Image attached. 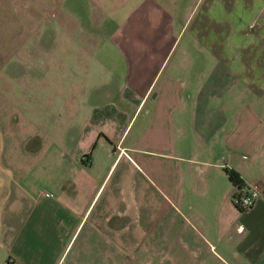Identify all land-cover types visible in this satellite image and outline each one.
<instances>
[{"label":"crops","instance_id":"crops-1","mask_svg":"<svg viewBox=\"0 0 264 264\" xmlns=\"http://www.w3.org/2000/svg\"><path fill=\"white\" fill-rule=\"evenodd\" d=\"M61 1L0 43V264H154L220 200L221 262L264 264V0Z\"/></svg>","mask_w":264,"mask_h":264},{"label":"rangeland","instance_id":"rangeland-1","mask_svg":"<svg viewBox=\"0 0 264 264\" xmlns=\"http://www.w3.org/2000/svg\"><path fill=\"white\" fill-rule=\"evenodd\" d=\"M56 1L57 0H0V43H13L19 45L21 38L25 37L26 29L29 28L31 31L34 27L33 22L37 20V16L41 17V12H45L46 17L51 16ZM66 1L68 0L61 1L60 7L63 6ZM72 3L76 4L77 11L79 10L83 13L86 10V13L89 15V3H87V5L85 3ZM160 4L163 7L168 6L169 9H171V6L175 9L177 5V16L179 17L181 15L180 11L187 5H190L191 2L181 3L177 2V0L172 2L169 0H162ZM129 5L130 3L126 2V10L129 8ZM26 13L28 15H26ZM55 26L56 23L53 22L52 19L37 26L41 37L43 36L42 30L45 29L47 31L44 33V41L46 43L50 41V35L51 32L54 31ZM36 35L37 33L34 34V37H36ZM19 48L20 46L11 55L12 59L15 60L21 57V49ZM175 53H177V51H174L173 55H175ZM19 74L18 71L17 75L19 76ZM49 74H51V71H49ZM61 91H65V88H61ZM226 185L228 186V184ZM227 200H229V195H227ZM226 204L227 207H225V202L222 200H220V206L218 204L222 222V234L220 235L219 233V237L216 238H214L213 233L210 231L213 220L210 208H201V206L197 205H193L190 209L181 207L183 222L186 224L187 228L190 229V233L195 236L192 238L189 233L192 239L190 238L183 248L180 246L168 248L156 255L154 264H223L221 260H227L225 254L221 252V246H224L223 243H226L224 239H227V235L225 234L226 231H224L227 223L224 221V217L227 219L228 214H230V205L228 202ZM184 231L185 229H183V232Z\"/></svg>","mask_w":264,"mask_h":264},{"label":"built area","instance_id":"built-area-1","mask_svg":"<svg viewBox=\"0 0 264 264\" xmlns=\"http://www.w3.org/2000/svg\"><path fill=\"white\" fill-rule=\"evenodd\" d=\"M256 195L257 191L255 188L245 191L238 189L236 194L232 197V202L235 203L239 208H246L252 203Z\"/></svg>","mask_w":264,"mask_h":264},{"label":"trees","instance_id":"trees-1","mask_svg":"<svg viewBox=\"0 0 264 264\" xmlns=\"http://www.w3.org/2000/svg\"><path fill=\"white\" fill-rule=\"evenodd\" d=\"M227 177L236 185H238V189H239V185L241 184L240 180L236 177L235 173L232 171H227ZM237 189V190H238ZM237 190L232 194V197L236 194ZM232 197H231V201H232ZM232 204L234 205V207H236V209L238 210H242L245 208H239L235 203L232 202Z\"/></svg>","mask_w":264,"mask_h":264}]
</instances>
